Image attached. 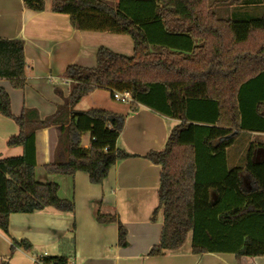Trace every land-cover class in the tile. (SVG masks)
Wrapping results in <instances>:
<instances>
[{"label": "trees", "instance_id": "obj_1", "mask_svg": "<svg viewBox=\"0 0 264 264\" xmlns=\"http://www.w3.org/2000/svg\"><path fill=\"white\" fill-rule=\"evenodd\" d=\"M21 1L32 12L44 10L43 0ZM51 6L53 13L67 15L75 30L128 36L133 55L126 58L100 47L95 68L67 67L60 77L71 83L69 96L43 120L32 109L12 115L10 99L0 90V115L14 121L19 132L6 146L23 150L21 157L0 159V232L8 237L11 214L74 211L72 200L58 197V185L36 180L37 131L61 126L59 145L66 157L45 165L47 175L83 172L100 186L117 162L132 158L116 148L123 117L99 109L72 111L102 88L111 96L127 93L133 103L179 122L164 150L144 157L161 167L159 206L151 219L161 211L163 227L148 255L173 253L190 234L193 254L263 257L264 160L252 162L251 146L243 169L228 170L224 154L242 131L264 133V12L257 20H217L206 0H62ZM23 48L20 40H0V79L9 80L15 90L26 83ZM83 133L91 134L87 150L80 147ZM243 171L253 189H242ZM97 206L95 221L116 224L118 245H124L126 228L115 215L100 211L101 202ZM12 241L24 251L31 248ZM40 260L69 264L66 254Z\"/></svg>", "mask_w": 264, "mask_h": 264}, {"label": "crops", "instance_id": "obj_2", "mask_svg": "<svg viewBox=\"0 0 264 264\" xmlns=\"http://www.w3.org/2000/svg\"><path fill=\"white\" fill-rule=\"evenodd\" d=\"M43 0L44 10L36 13L23 6L21 0H0V40L24 43L26 60L25 87L15 90L9 80L0 79V90L10 99L11 114L18 117L32 109L40 119L54 115L68 98L71 83L60 76L69 66L93 69L100 47L126 58L133 55L134 43L126 35L75 30L69 17L52 12V2ZM102 110L124 118L116 148L132 158L117 162L100 186L92 185L85 173L72 177L47 175L45 165L64 159L59 145L61 126H51L35 135L36 180L59 186L58 197L72 200L73 213H59L52 208L40 212L11 214L8 237L0 232V264H33V259L67 255L69 264H264L263 257L237 258L233 253L193 254L191 236L173 253L150 257L149 251L160 242L163 227L161 211L152 221L159 206L158 188L161 167L144 159L164 150L171 128L178 121L165 118L136 103L112 100L108 90L97 88L72 109L75 113ZM69 117L67 114L63 115ZM19 134L11 119L0 115V159L21 157L20 147H7L8 139ZM91 134L83 133L80 147L89 149ZM254 146L252 162L264 160V133L242 131L231 147L225 150L228 170L242 168L248 150ZM242 189H253V182L244 171L240 174ZM211 202L215 195L211 192ZM115 215L126 228V243L118 245L117 225L98 224L95 212ZM27 242L29 251L13 246V241ZM65 240L67 242H65ZM69 244H65V243Z\"/></svg>", "mask_w": 264, "mask_h": 264}, {"label": "rangeland", "instance_id": "obj_3", "mask_svg": "<svg viewBox=\"0 0 264 264\" xmlns=\"http://www.w3.org/2000/svg\"><path fill=\"white\" fill-rule=\"evenodd\" d=\"M116 1L112 0V3L115 4ZM206 2L217 20L239 21L240 18L257 20L264 12V0H206ZM64 156L66 157L65 154ZM188 244L189 241L185 242L184 246Z\"/></svg>", "mask_w": 264, "mask_h": 264}, {"label": "built area", "instance_id": "obj_4", "mask_svg": "<svg viewBox=\"0 0 264 264\" xmlns=\"http://www.w3.org/2000/svg\"><path fill=\"white\" fill-rule=\"evenodd\" d=\"M112 100L116 103H125V104H130L133 103L131 100V97L127 93H112ZM33 264H45L43 261L40 260V258L36 257L33 259Z\"/></svg>", "mask_w": 264, "mask_h": 264}, {"label": "water", "instance_id": "obj_5", "mask_svg": "<svg viewBox=\"0 0 264 264\" xmlns=\"http://www.w3.org/2000/svg\"><path fill=\"white\" fill-rule=\"evenodd\" d=\"M54 264H57V263H54Z\"/></svg>", "mask_w": 264, "mask_h": 264}]
</instances>
